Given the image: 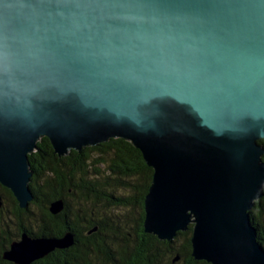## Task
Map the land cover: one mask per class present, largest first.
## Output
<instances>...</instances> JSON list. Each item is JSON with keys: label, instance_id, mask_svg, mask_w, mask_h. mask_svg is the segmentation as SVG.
I'll use <instances>...</instances> for the list:
<instances>
[{"label": "water", "instance_id": "95a60500", "mask_svg": "<svg viewBox=\"0 0 264 264\" xmlns=\"http://www.w3.org/2000/svg\"><path fill=\"white\" fill-rule=\"evenodd\" d=\"M0 42V184L19 207L42 136L58 155L121 137L153 169L147 233L192 223L194 259L264 264L249 214L264 195V0H0ZM73 244L23 231L3 258Z\"/></svg>", "mask_w": 264, "mask_h": 264}, {"label": "trees", "instance_id": "16d2710c", "mask_svg": "<svg viewBox=\"0 0 264 264\" xmlns=\"http://www.w3.org/2000/svg\"><path fill=\"white\" fill-rule=\"evenodd\" d=\"M258 142L264 146V139ZM28 160L33 200L27 208H20L10 189L0 184V200L15 205L18 223L10 235L2 228V249L22 230L49 236L68 230L75 243L52 264H210L192 256V223L170 240L144 230V198L153 169L131 141L109 138L58 155L42 136ZM58 199L63 209L52 214L49 205ZM249 214L264 246V195Z\"/></svg>", "mask_w": 264, "mask_h": 264}, {"label": "flooded vegetation", "instance_id": "af4514ba", "mask_svg": "<svg viewBox=\"0 0 264 264\" xmlns=\"http://www.w3.org/2000/svg\"><path fill=\"white\" fill-rule=\"evenodd\" d=\"M13 202V201H12ZM17 204H18V201L16 200ZM14 204V202H13ZM19 206V204H18ZM28 206V205H27ZM21 208V207H20ZM27 208V207H26ZM15 212V205L11 206V202H6V201H2L0 200V264H9L10 263H13V264H16L12 261H9V260H6L3 258V252L9 248L10 244L13 242V241H17L20 239V235L23 231L25 230H22L18 237H16L15 239H13L7 246H5L3 249H2V228L5 229V230H8V233L10 235V232L13 231V232H17L18 231V223L16 222V217L15 215L13 214ZM68 231V230H67ZM27 232V231H25ZM66 232V231H65ZM64 232V233H65ZM71 232V231H70ZM28 233V232H27ZM63 233V234H64ZM30 234L31 236H49V235H39V234H34L33 233H28ZM63 234L57 236V237H60L62 236ZM74 235V234H73ZM50 236H54V235H50ZM74 243H75V236H74ZM69 248V247H68ZM64 249H67V248H56L54 249L53 251H51L50 253H48L46 256H44L43 258H40V259H37V260H34L33 262H31L30 264L34 263V262H37V261H43L45 264H52V262H55V258L56 257H61V255H63L62 253L65 251ZM62 258V257H61ZM102 259H106L107 261H109V257L108 256H104L102 257ZM60 260V258L58 259Z\"/></svg>", "mask_w": 264, "mask_h": 264}, {"label": "snow or ice", "instance_id": "6c2138e0", "mask_svg": "<svg viewBox=\"0 0 264 264\" xmlns=\"http://www.w3.org/2000/svg\"><path fill=\"white\" fill-rule=\"evenodd\" d=\"M4 58V45L3 42H0V62L3 61Z\"/></svg>", "mask_w": 264, "mask_h": 264}, {"label": "bare ground", "instance_id": "6f19581e", "mask_svg": "<svg viewBox=\"0 0 264 264\" xmlns=\"http://www.w3.org/2000/svg\"><path fill=\"white\" fill-rule=\"evenodd\" d=\"M256 230H257V228H256Z\"/></svg>", "mask_w": 264, "mask_h": 264}]
</instances>
